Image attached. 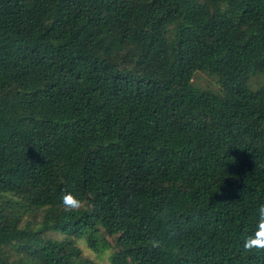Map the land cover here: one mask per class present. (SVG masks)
Returning a JSON list of instances; mask_svg holds the SVG:
<instances>
[{
    "label": "trees",
    "instance_id": "trees-1",
    "mask_svg": "<svg viewBox=\"0 0 264 264\" xmlns=\"http://www.w3.org/2000/svg\"><path fill=\"white\" fill-rule=\"evenodd\" d=\"M261 204L264 0H0V264H264Z\"/></svg>",
    "mask_w": 264,
    "mask_h": 264
},
{
    "label": "clouds",
    "instance_id": "clouds-1",
    "mask_svg": "<svg viewBox=\"0 0 264 264\" xmlns=\"http://www.w3.org/2000/svg\"><path fill=\"white\" fill-rule=\"evenodd\" d=\"M62 204L65 210L71 212L79 210L83 207L84 201L78 198V194L66 191L62 194ZM257 224L254 232L248 235L243 242V249L245 252L264 251V204H261L257 210ZM180 234L177 226H171L167 229L166 238L174 239ZM163 243V239L153 236L151 239V246L159 248Z\"/></svg>",
    "mask_w": 264,
    "mask_h": 264
},
{
    "label": "rangeland",
    "instance_id": "rangeland-1",
    "mask_svg": "<svg viewBox=\"0 0 264 264\" xmlns=\"http://www.w3.org/2000/svg\"><path fill=\"white\" fill-rule=\"evenodd\" d=\"M194 83L202 88H215L213 81L202 73H197L194 77ZM55 238H59V234L51 235ZM105 242L107 243L106 249H100L98 252H94L87 246L85 240H79L77 242L78 248L81 250L83 256L91 259L96 264H109L110 256L115 251L111 246L112 241L110 238L105 237ZM109 244V245H108Z\"/></svg>",
    "mask_w": 264,
    "mask_h": 264
}]
</instances>
